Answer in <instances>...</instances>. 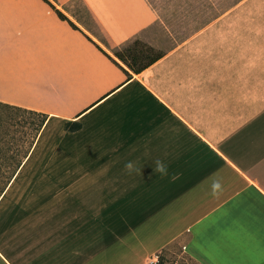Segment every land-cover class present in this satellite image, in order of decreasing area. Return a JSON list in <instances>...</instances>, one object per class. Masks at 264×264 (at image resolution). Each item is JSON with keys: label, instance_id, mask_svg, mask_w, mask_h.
Returning <instances> with one entry per match:
<instances>
[{"label": "crops", "instance_id": "crops-1", "mask_svg": "<svg viewBox=\"0 0 264 264\" xmlns=\"http://www.w3.org/2000/svg\"><path fill=\"white\" fill-rule=\"evenodd\" d=\"M84 2L106 42L55 12L2 40L0 103L47 119L0 192V264H150L174 244L199 264H264V0L140 72L115 53L149 44L155 8Z\"/></svg>", "mask_w": 264, "mask_h": 264}, {"label": "rangeland", "instance_id": "rangeland-1", "mask_svg": "<svg viewBox=\"0 0 264 264\" xmlns=\"http://www.w3.org/2000/svg\"><path fill=\"white\" fill-rule=\"evenodd\" d=\"M49 1L81 30L106 42L84 0ZM148 1L158 16L148 41L155 47L150 52L155 54L210 21L238 0ZM53 12L58 15L46 0H0V50L2 40L11 37L8 36L7 29L44 27L45 23L50 22L49 18L53 17L50 14ZM58 17L61 18L59 15ZM39 119V115L33 111L0 103V192L35 139ZM183 249L182 245H171L163 251V256L172 264H199L183 253Z\"/></svg>", "mask_w": 264, "mask_h": 264}, {"label": "trees", "instance_id": "trees-1", "mask_svg": "<svg viewBox=\"0 0 264 264\" xmlns=\"http://www.w3.org/2000/svg\"><path fill=\"white\" fill-rule=\"evenodd\" d=\"M48 1V3L55 9V11L58 13V15L65 20H68V22L73 26V28L80 29L66 14H64L59 8H57L54 4L51 3V1ZM81 30V29H80ZM99 46V45H98ZM99 48L107 53L102 47L99 46ZM155 50L151 45L139 40L135 39L133 42L125 46V48L121 50L116 51V55L125 63L127 66L134 72H140L144 68H146L148 65L153 63L155 60H157L161 56V52L153 54L150 51ZM152 53V54H151ZM107 55H109L107 53ZM109 57L112 58V56L109 55ZM130 75V73H129ZM36 114L39 115V123L37 126V132L41 129V127L44 125L47 114L44 112H37L34 111ZM67 128L70 130H77L81 127L80 122H67ZM28 152V151H27ZM21 162V161H20ZM17 165L18 166L20 165ZM16 168V169H17ZM15 172H13L14 174ZM12 174V175H13ZM11 175V177H12ZM10 177V178H11ZM10 178L7 180V183L9 182ZM4 189V188H3ZM150 264H172L165 260L163 255H159V260L156 262H152Z\"/></svg>", "mask_w": 264, "mask_h": 264}, {"label": "clouds", "instance_id": "clouds-1", "mask_svg": "<svg viewBox=\"0 0 264 264\" xmlns=\"http://www.w3.org/2000/svg\"><path fill=\"white\" fill-rule=\"evenodd\" d=\"M154 164H155V168H154L155 173H159L160 175H163V176L168 175L167 165L163 161L156 160L154 162ZM124 167L129 174H131L133 172L138 173L140 171V169H138L135 166L134 162H132V161L126 162ZM220 187H221V185H220L219 181H214L212 183V193L211 194L214 196L217 195Z\"/></svg>", "mask_w": 264, "mask_h": 264}]
</instances>
